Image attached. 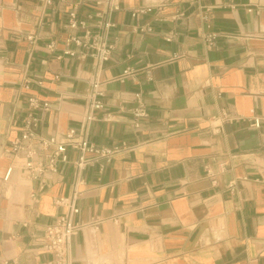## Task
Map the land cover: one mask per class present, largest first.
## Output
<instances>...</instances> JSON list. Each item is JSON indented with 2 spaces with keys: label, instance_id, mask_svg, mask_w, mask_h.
<instances>
[{
  "label": "crops",
  "instance_id": "1",
  "mask_svg": "<svg viewBox=\"0 0 264 264\" xmlns=\"http://www.w3.org/2000/svg\"><path fill=\"white\" fill-rule=\"evenodd\" d=\"M70 13L111 45L99 67L69 40L85 31ZM93 76L88 140L134 148L80 172L73 223L100 222L73 236L72 264H264V127L249 121L264 117V0H0V258L52 259L32 234L65 213L75 178L69 164L33 177L10 155L28 100L51 108L38 133L61 136Z\"/></svg>",
  "mask_w": 264,
  "mask_h": 264
},
{
  "label": "built area",
  "instance_id": "2",
  "mask_svg": "<svg viewBox=\"0 0 264 264\" xmlns=\"http://www.w3.org/2000/svg\"><path fill=\"white\" fill-rule=\"evenodd\" d=\"M42 1L45 5L52 4V0ZM113 8L116 7L113 6ZM145 11H149V8L137 9L134 13H144ZM205 11L208 10L205 9ZM96 16L98 19L96 21L97 27L107 30L112 26L108 22H103L104 15L102 13ZM69 27L85 30L82 37L73 36L69 40L76 46L91 49V57L97 67L109 59L112 47L107 43L104 34L91 38L92 36L90 30L86 27V23L78 21L74 13H70ZM214 37L212 34L205 38L209 46L213 45ZM27 38L28 40H32V37ZM100 86L101 83L96 76H93L89 80L84 95L85 111L83 120L79 127H70L61 136L44 137L38 133L39 123L51 108L47 101H41L34 97L28 100V112L20 120V135L11 142L8 150L10 155L14 159L21 160L25 169L33 177H44L54 174L58 171L59 164H69L74 169L75 178L71 184L70 195L57 201L58 205L66 209L65 213L60 215L53 223L45 225L39 236L32 234V240L37 245V249L42 253L50 254L52 259L34 262L35 253L25 252L26 255L22 260L0 258V264H72L70 243L73 236L81 228L90 225L95 226L100 222V220H94L92 223L86 224L73 223V216L78 212L77 200L80 194L78 190L80 172L86 167L98 164L101 161L108 162L115 155L131 151L134 148L125 144L121 147L98 146L88 140V128L95 119L94 113L103 107ZM136 96L138 97V95ZM132 113L137 120L147 116L143 105L134 108ZM220 117L222 121H230L229 116L224 112H221ZM108 119L109 117H106L105 120ZM249 121L251 127H264V117H252ZM69 151L76 153L77 157L70 160L67 156Z\"/></svg>",
  "mask_w": 264,
  "mask_h": 264
}]
</instances>
